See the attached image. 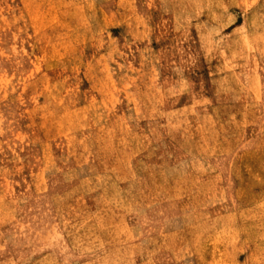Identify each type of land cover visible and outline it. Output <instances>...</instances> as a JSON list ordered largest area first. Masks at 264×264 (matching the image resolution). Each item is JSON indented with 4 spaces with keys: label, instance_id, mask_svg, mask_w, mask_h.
I'll use <instances>...</instances> for the list:
<instances>
[{
    "label": "rangeland",
    "instance_id": "rangeland-1",
    "mask_svg": "<svg viewBox=\"0 0 264 264\" xmlns=\"http://www.w3.org/2000/svg\"><path fill=\"white\" fill-rule=\"evenodd\" d=\"M0 264H264V0H0Z\"/></svg>",
    "mask_w": 264,
    "mask_h": 264
}]
</instances>
